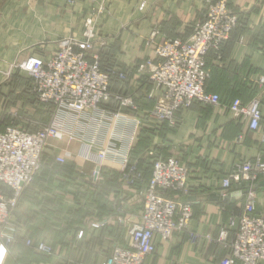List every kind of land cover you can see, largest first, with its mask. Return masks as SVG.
I'll return each mask as SVG.
<instances>
[{
  "label": "crops",
  "instance_id": "1",
  "mask_svg": "<svg viewBox=\"0 0 264 264\" xmlns=\"http://www.w3.org/2000/svg\"><path fill=\"white\" fill-rule=\"evenodd\" d=\"M142 1L146 7L140 11ZM208 1L74 0L68 6L67 0H22L27 3L25 11L14 6L5 10L8 24L1 37L8 44L1 48L4 39H0L1 132L11 125L35 132L39 128L35 123L49 120L46 106L28 93V75L15 70L7 76L10 66L29 56H51L63 38H81L85 19L100 6L102 13L94 20L96 40L104 42L102 61L127 78L114 82L111 91L131 98L137 109L120 110L110 101L100 107L106 113L102 118L86 114L78 121L71 115L62 121L65 136L49 140L41 170L13 211L6 233L14 241L3 264H104L114 247L127 244L130 230L140 222L144 187L151 176L150 150L174 157L187 168L186 194L166 195L190 205V228L199 237L193 243L181 232L169 240L154 236L155 251L144 264H220L227 249L217 239L222 231L232 238L235 229L229 222L241 212L246 194L223 199L241 189L232 185L225 190L222 180L238 163L257 157L264 161V0H230L229 9L239 22L221 49V62L213 52L205 57L210 78L204 89L218 95L219 106L194 102L176 113L174 128L151 123L146 112L156 92L137 70L144 60L154 58L148 40L155 28L156 39H187ZM254 97L260 100L263 120L256 131H250L248 120L234 118L228 105L234 99L248 102ZM87 146H92L94 155L110 148L99 168L82 157ZM57 157L65 163H57ZM128 164L137 166L141 183L130 186L121 180ZM259 182H264V175ZM255 193L254 213L264 218V185ZM27 240L50 245L52 255L38 254L26 246Z\"/></svg>",
  "mask_w": 264,
  "mask_h": 264
},
{
  "label": "built area",
  "instance_id": "2",
  "mask_svg": "<svg viewBox=\"0 0 264 264\" xmlns=\"http://www.w3.org/2000/svg\"><path fill=\"white\" fill-rule=\"evenodd\" d=\"M229 1H208L200 19L193 25L191 35L185 40L156 39L159 32L156 28L152 31L148 42L153 46L154 58L144 60L137 68L146 75L156 92L155 102L146 112L149 122L174 128L176 113L190 108L194 102L209 106L221 104L218 95L204 89L210 78L205 57L213 52L221 62V49L239 22L238 16L229 9ZM67 4L72 6L74 0H67ZM145 7L142 1L138 9L143 11ZM102 10L101 6L98 7L85 19L81 38L70 36L58 40L51 56H29L9 68L7 76L15 70L26 73L31 80L29 92L32 98L51 106V110L47 122L35 123L39 125L35 132L14 125L0 131V264L14 241L6 233L13 211L23 190L41 170L42 156L49 140H60L65 136L62 121L71 115L78 121L86 114L102 118L106 113L100 107L110 101L116 102L120 110L137 109L131 98L111 91L113 80L123 83L127 78L124 72L102 61L100 48L104 42L96 40L98 31L94 20ZM260 105L258 97L246 103L234 99L228 110L234 118L248 120L249 130L256 131L263 120ZM118 115L113 114L114 117ZM12 116L17 117L16 114ZM68 137L73 139L72 135ZM87 147L82 157L93 160L99 168L110 148L98 150L94 155L92 146ZM148 156L152 159L151 176L144 187L140 222L130 230L127 244L114 247L104 264H144V259L155 251L154 236L169 240L181 232L193 243L199 237L190 228L193 212L190 205L166 195L186 194L187 168L176 158L162 157L155 150L148 151ZM55 160L59 164L65 163L60 157ZM97 175L98 171H95L92 177ZM263 175L264 161L257 157L236 164L222 180L225 190L243 183H249L250 189L245 194L241 212L230 219L229 225L235 229L232 238L228 239V232L222 231L217 239L227 249L220 264L264 262V218L254 213L256 193L252 188ZM121 180L132 186L142 182V174L137 166L128 164L121 171ZM25 244L38 254L52 255V247L44 242L27 240Z\"/></svg>",
  "mask_w": 264,
  "mask_h": 264
},
{
  "label": "rangeland",
  "instance_id": "3",
  "mask_svg": "<svg viewBox=\"0 0 264 264\" xmlns=\"http://www.w3.org/2000/svg\"><path fill=\"white\" fill-rule=\"evenodd\" d=\"M14 9H16V7L19 8V10L25 11V7L27 6V3H25L24 5L22 4V0H0V39H4L2 40V46L1 48H7V44L8 42L6 41L7 38L6 37H1L5 35V29H6V23L8 24V22H5V18H4V13L5 10L8 9V7H13ZM45 11H48L47 8H45Z\"/></svg>",
  "mask_w": 264,
  "mask_h": 264
},
{
  "label": "water",
  "instance_id": "4",
  "mask_svg": "<svg viewBox=\"0 0 264 264\" xmlns=\"http://www.w3.org/2000/svg\"><path fill=\"white\" fill-rule=\"evenodd\" d=\"M264 185V182H258V184L252 186L253 189H256L258 186ZM241 189L239 191H236V193L230 195L224 196L223 199L228 200L230 197L239 196L240 194H245L250 189L249 183H243L242 185L238 186L237 189ZM211 198H214V196H211ZM216 198V197H215ZM191 200V198H189ZM193 200V199H192Z\"/></svg>",
  "mask_w": 264,
  "mask_h": 264
},
{
  "label": "trees",
  "instance_id": "5",
  "mask_svg": "<svg viewBox=\"0 0 264 264\" xmlns=\"http://www.w3.org/2000/svg\"><path fill=\"white\" fill-rule=\"evenodd\" d=\"M232 33V32H231ZM231 35V34H230ZM226 42H228V40L226 41ZM226 44V43H225ZM224 44V45H225ZM223 45V46H224ZM215 56V55H214ZM114 82H118L117 80H113V82H112V84L114 83ZM30 83H31V80H30ZM118 83H120V82H118ZM29 89H30V85H29ZM29 89H28V93H29V95H30V92H29ZM30 97L32 98V96L30 95ZM33 99V98H32ZM34 100V99H33ZM36 101V100H35ZM39 103V102H38ZM244 103H246V102H244ZM41 104V103H40ZM46 106V108H47V113L51 110V107L49 106V105H45ZM148 151V150H147ZM146 151V152H147ZM135 152V151H134ZM131 155V157H135V156H133V155H135L134 153H133V151H132V153L130 154Z\"/></svg>",
  "mask_w": 264,
  "mask_h": 264
}]
</instances>
